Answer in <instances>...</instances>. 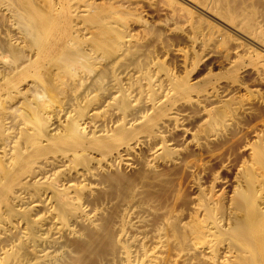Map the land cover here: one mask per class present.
<instances>
[{"label": "rangeland", "instance_id": "rangeland-1", "mask_svg": "<svg viewBox=\"0 0 264 264\" xmlns=\"http://www.w3.org/2000/svg\"><path fill=\"white\" fill-rule=\"evenodd\" d=\"M211 1L212 6L208 8L204 0H130L129 5L119 0H0V93L10 82H18L21 89L30 85L28 99L35 93L44 94L41 102L32 99L35 106L57 104L63 97L62 90L54 86L57 76L63 72L60 56L64 52L79 51L93 56L86 64L101 62L118 43L121 26L127 27L126 37L142 45L141 53L146 54L154 71L162 73L168 69L174 78H185L208 90L213 85L241 83L245 88L236 96L249 102L244 112H238L237 99L223 93L214 104L202 101L188 106L184 98L176 100L169 107L185 115L182 127L175 129L168 125L159 136L151 129L140 128L144 133L139 134L150 135L149 144L135 148L129 156L128 168L120 165L111 171L118 170L130 179L134 177L141 186L144 183L138 177H143V181L148 178L144 179L147 174L151 177L141 187L145 199L152 197L148 200L153 211L147 216L146 227L154 232L161 219L169 217L164 232L168 235L170 261L240 264L255 258V264H264V188L261 185L264 170L255 161L257 150L264 153V0ZM180 52L186 58L179 57ZM25 64L28 68L22 69ZM196 93L198 89L189 96L195 98ZM203 106L206 110L214 107L207 112ZM5 107L1 104L2 110H8ZM221 111L226 114L221 122L215 123L214 116ZM25 112L26 106L20 105L14 114L24 118ZM6 115H11V111ZM15 132L13 140L19 147L14 157L20 151H29L23 148L25 134H20L18 129ZM1 139L0 135V142ZM160 143L165 149L152 155L151 150L159 148ZM108 144L112 148L116 146L113 141ZM45 147L48 150L45 156L65 154L58 146L59 149L50 144ZM88 152L90 165L95 166L104 159L100 150L90 148ZM144 160L153 165L154 172L144 169ZM102 162L106 165V160ZM82 166L77 159L65 161L59 169H70L71 173L64 175L60 171L57 182L64 186L75 182L72 170ZM251 171L257 178L254 192L260 210L240 208L234 203L237 193L246 191L245 179ZM116 191L106 187L105 191H95L87 197L92 203H106L105 216L111 218L112 231L120 212ZM205 201L208 206L203 205ZM41 211L37 208L32 214ZM250 211L249 240L241 237L233 225ZM174 223L179 227L177 231ZM214 224L217 227H212V236L200 234L201 227ZM151 236L147 235L144 248L152 246ZM63 240L73 256L70 259L86 256L78 264H91L96 251L103 249L97 243L96 247L93 245L95 252L92 246L91 253L86 254L88 248H85L86 253L82 255L77 251L85 245L83 238ZM210 242L215 249L211 254L205 253ZM194 251H200L201 255ZM187 252L188 257L183 258L182 254Z\"/></svg>", "mask_w": 264, "mask_h": 264}, {"label": "bare ground", "instance_id": "bare-ground-1", "mask_svg": "<svg viewBox=\"0 0 264 264\" xmlns=\"http://www.w3.org/2000/svg\"><path fill=\"white\" fill-rule=\"evenodd\" d=\"M119 1L128 5L130 3V0ZM204 4L211 8L212 1L204 0ZM121 27L123 28L118 29V43L112 53L101 62H93L92 66L86 64L90 63L89 59L93 56L79 51L64 52L60 56L63 72L57 76L54 86L58 91L62 90L60 92L63 97L57 104L48 105L42 102L38 107L35 106L32 99L40 100L44 94L35 93L32 94V99H28L26 95L30 85L21 89L18 82H10L2 89L0 201L3 204L0 205V264H78L84 259L83 253H91L90 248L97 243V246L101 243L103 249L98 251L99 253L96 251V257L94 256L91 264L178 263L176 260L170 261V255L167 254L169 242L164 229L168 225L169 217L161 219L160 226L154 232L146 227L147 216L153 211L152 203L150 204L152 197L147 195L150 201L145 199L146 194H141V187L151 177L144 173V179L148 177L144 180L146 182L143 177H138L144 183L141 186L138 184L140 181L136 182L134 177L131 180L118 170L111 169L120 165L128 168L126 166L131 164L127 163L129 156L135 148L149 144L150 135L139 134L141 129H151L153 134L159 136L168 125L175 129L182 127L181 122L185 115H180L169 107L176 100L185 99L188 106L199 105L202 101L214 104L223 93L228 95V98L239 101V113L248 108L249 102L236 96L237 92L245 88L241 83L225 84L223 87L213 85L208 90L201 84L190 83L185 78H174L168 69H164L162 73L154 71V66L145 58L146 54H142V45L136 39L135 41L126 37L127 27ZM182 56L186 58L180 52L179 57ZM21 68H28V64ZM195 89H198V94L196 93L195 98L190 97V92ZM89 92L94 94L90 95ZM1 104L11 111V115L4 116L8 110H2ZM20 105L26 106L27 116L24 118L14 114ZM213 107L204 109L208 112ZM225 114L226 111L216 112L215 123L217 120H220L218 123L221 122ZM15 129H18L20 134H25L23 148L29 151H20L14 157L13 153L19 147L18 142L13 140ZM110 141L116 143L114 148L108 144ZM161 143L154 151L150 149L154 152H151L152 155L165 149V145ZM46 144L58 146L59 151L65 154L45 156L48 151ZM90 148L101 151L104 157L102 159L101 156V159L106 160V165H103V162L101 164L102 160L95 166L89 164ZM75 159L83 164L80 169L72 170L75 182L66 186L58 183L57 176L60 171L64 175L66 172L71 173L70 169L60 170V165ZM255 161L264 170L263 150L255 152ZM142 166L148 172L155 171L148 161L143 162ZM18 170H22L21 173ZM247 173L249 174L245 180L248 187L246 191L237 193L234 203L240 208L253 210L255 207L260 210L261 207L255 200V172ZM261 185L264 188V176ZM48 187L49 191L46 190ZM106 187L117 190L120 212L116 215L114 231L110 216H105L106 203L95 204L87 198L95 191H105ZM141 195L149 202H144L143 198L140 200ZM5 200L8 202L5 203ZM202 203L208 206V202ZM37 208L42 210L41 213L32 214ZM4 213L8 214L5 216ZM13 216L16 219L11 218ZM251 218L250 211L233 225L241 237L249 240L252 230ZM172 225L175 231L179 229L177 224ZM212 227L217 225L201 227L200 234L212 236ZM149 234L152 235V246L144 248ZM66 237L84 239V247L77 251L82 253L83 257L80 255L70 259L73 256H70L68 244L63 240ZM94 246L91 250L95 252ZM214 249V243L210 242L205 253L211 254ZM195 253L201 255L200 251ZM188 254L189 252L184 253L182 257H188ZM240 264H255V258Z\"/></svg>", "mask_w": 264, "mask_h": 264}]
</instances>
